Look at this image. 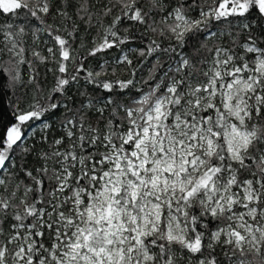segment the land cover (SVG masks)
Wrapping results in <instances>:
<instances>
[{"label": "snow or ice", "instance_id": "1", "mask_svg": "<svg viewBox=\"0 0 264 264\" xmlns=\"http://www.w3.org/2000/svg\"><path fill=\"white\" fill-rule=\"evenodd\" d=\"M0 264H264V0H0Z\"/></svg>", "mask_w": 264, "mask_h": 264}, {"label": "trees", "instance_id": "2", "mask_svg": "<svg viewBox=\"0 0 264 264\" xmlns=\"http://www.w3.org/2000/svg\"><path fill=\"white\" fill-rule=\"evenodd\" d=\"M11 119L6 110H0V132H2L3 125L7 124Z\"/></svg>", "mask_w": 264, "mask_h": 264}]
</instances>
